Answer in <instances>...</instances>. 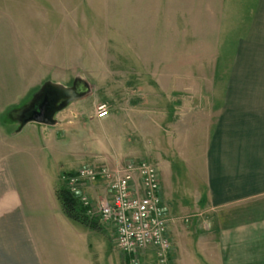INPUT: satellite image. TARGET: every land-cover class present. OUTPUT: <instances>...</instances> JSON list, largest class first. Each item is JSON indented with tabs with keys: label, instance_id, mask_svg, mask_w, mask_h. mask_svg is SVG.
<instances>
[{
	"label": "crops",
	"instance_id": "crops-1",
	"mask_svg": "<svg viewBox=\"0 0 264 264\" xmlns=\"http://www.w3.org/2000/svg\"><path fill=\"white\" fill-rule=\"evenodd\" d=\"M230 1L127 0L128 33L118 36L112 45L114 53H127L131 59L128 69L135 72L139 82L150 80L159 89V95H154L159 98L158 112L154 107L146 117L159 119L160 123L148 126V138L153 140L160 134L159 138L164 140L172 132L175 135V141L169 142L170 148L161 152L157 165L165 210L170 215L174 211L178 213L177 210L189 212L171 204L173 179L178 175L192 184L191 197L197 206H203L204 212L218 211L227 216L220 225L204 227L206 232L202 234H198L201 226L196 224L197 220L195 225L183 229L170 219L173 246L167 264H264V0H256L248 32L239 36L229 78L208 79L203 86L207 90L200 92L198 72L214 70L219 55L226 53L221 48L225 44L223 23L229 21L224 19L225 10ZM38 6V2L32 1L28 5L31 15L25 18L14 17L0 5V57L20 55L16 76L25 80L14 98L0 101V264H86L91 231L65 215L56 196V178L50 175L45 162L50 150L62 149L57 142L58 133L52 135L50 128L56 131L62 125V113H66L64 117L72 113L73 118H79L81 113L67 109L87 95L59 111L55 125L29 122L16 130L3 119L7 107L22 105L40 87L38 76L30 77L27 82L25 78L37 65L39 41L45 38L34 26H27L30 22L34 24V17L38 18ZM66 18L70 19V15ZM218 22L222 25L218 26ZM158 25L156 35L152 27ZM125 42L127 51L119 50ZM92 54H97L96 50ZM117 65L113 70H123L121 64ZM64 68L83 70L76 64ZM169 100L174 114H169ZM130 106L119 104L112 120L124 123V118L130 116ZM171 118L172 122L168 123ZM90 119L98 125L109 120L95 115ZM69 123V127L63 126L68 131L74 129L73 122ZM28 126L31 132L24 133ZM83 131L95 144L98 131ZM119 143L114 138L112 147L123 157L118 154L123 150ZM67 156L66 173L87 165L74 161L71 149ZM28 164L34 169V178L27 176ZM58 167L60 175L65 172ZM88 186H84L83 193L97 199L94 188L99 187ZM50 206H55L57 211L48 215ZM244 206L253 208L239 217L235 210ZM193 210L196 209L191 207ZM78 229L87 236L83 258L75 233Z\"/></svg>",
	"mask_w": 264,
	"mask_h": 264
},
{
	"label": "rangeland",
	"instance_id": "rangeland-1",
	"mask_svg": "<svg viewBox=\"0 0 264 264\" xmlns=\"http://www.w3.org/2000/svg\"><path fill=\"white\" fill-rule=\"evenodd\" d=\"M32 1L34 0H0V5L14 17L19 15L29 18L31 9L28 5ZM35 2L39 4L37 9L39 11L38 18L34 17V24L30 22L27 26H34L45 38L39 41V60L37 65L33 66V70H30L29 74L25 76L26 82L32 76L34 78L38 76L40 78V86L45 84V82L72 86L75 80L84 81L88 84L84 94L87 97L67 109L69 112L78 111L81 113L79 118H73L71 116L72 113H67V117H64L66 113H62V125L56 127V131H52L54 130L53 127L50 128L52 135L53 132L58 133L56 135L57 142L60 143L59 146L62 148L61 151L56 150L57 152L50 150L45 162L51 172L50 175L56 178L54 183L56 196L58 190L66 186L63 174L68 171L65 163L69 149H71V153L75 157L73 160L80 161L82 164L86 163L87 165L85 166L105 165L113 170H120L127 163H139L141 161H149L158 165L161 152H165V150L170 148L169 142L175 141L174 132L169 137L164 136V140L159 138L161 137L160 134L155 136L156 139L148 138L147 130L150 128L148 126L160 123L159 119L146 117V113L150 109H154V107L157 108L158 112L159 98H154V95H159V89L150 80L151 86H148V80L140 82L137 80L135 72L128 69L131 59L128 58L127 53L120 55L113 52V42H117L118 36H124L128 33V23L125 21L127 17L125 8L127 0H35ZM255 2L256 0L230 1L229 6L225 10L224 19L228 18L229 21L223 23L224 26L226 24L225 38H223L225 44L221 48L226 50V53L219 55V62L214 70L213 68L208 70L201 69L198 72L201 83L200 92L207 90V87L203 86L209 82L208 79L217 78L224 80L231 75L230 71L234 64L236 44L239 36H243L245 32H248L247 28L250 24V16ZM66 15L67 17L70 15V19L66 18ZM71 20L72 23L68 22ZM217 25L220 26L222 24L218 22ZM152 32L158 35L159 25L157 27L153 26ZM126 42L119 50L127 51ZM79 46L82 48H79ZM49 47H51L50 50ZM95 50L97 54H92ZM249 51L251 52L250 49ZM19 57L21 56L17 53L0 57L1 102H7V99L14 98L17 95L18 86L21 83H25L24 79L22 80L16 76V70H19L16 66ZM70 64L83 67V70L72 71L64 68V66L66 67ZM102 64L103 68L100 67ZM117 64H121L123 70H113L117 68ZM179 94L182 95L185 92H179ZM28 99L24 100L23 103ZM117 100H120V102L117 103ZM171 102L169 100V114H174ZM119 104L126 107L131 105L128 111L131 114L129 113L130 116L127 115L128 117L124 118V123L112 120V115ZM101 105L108 107L109 120L108 123L98 125L96 121H91L90 116L95 115L97 108ZM11 106L7 107L8 110ZM16 115L11 110L3 117L4 123L12 125L11 129L18 128L17 122L14 121ZM70 121L73 122L74 129L68 131V128L64 127H69L71 125ZM170 122H172V118L168 120V123ZM30 128L29 126L26 127L24 133L31 132ZM80 128L81 130H79ZM84 129H88L90 133L98 131V134L95 135L97 140L94 138L95 144H92V139L84 133ZM157 130H159V126H157ZM114 138L120 140L119 146L123 150H120L118 154L121 153L123 157L118 156L116 154L118 150L112 147ZM56 166H59L58 168H60L61 172H65L60 175ZM25 170L27 171V176L34 178L35 172L31 165L28 164ZM88 185V187L94 185L99 187L94 188V191L98 194L97 199H91L87 195L97 210L102 202L110 199V187L106 182L102 181ZM83 188L84 186L77 194L80 203V196L84 194ZM192 193V184L185 177L176 175L173 179V188L171 190V204L174 207L177 204V209L180 206L183 207L181 209L187 208L189 212L177 210L178 213L174 211L170 215L166 209L168 218L176 220L177 225H181L183 229L186 226L195 225L197 220L196 224L201 226L197 229L198 234L206 232L204 227L212 228L213 225H220L224 217L226 218L227 216L224 213L219 214L218 211L204 212L202 205H196V200L191 197ZM57 199L64 211L58 196ZM191 207L196 210L191 211ZM197 207L199 208L197 209ZM249 208L253 207L244 206L235 210V212L241 217L246 215V212H249ZM53 210L57 211L55 206H50L47 208V214H53ZM85 216L89 221L87 223L78 221V226L84 225L91 231L88 238L86 264H129V258H125V255L116 245L113 225L104 221L98 212H95L94 215H89L85 210ZM75 233L78 237L77 243L83 258L87 236L86 234L84 235L81 229H78ZM145 256H147V262H145ZM134 264L162 263L159 261L156 252L149 248L135 255Z\"/></svg>",
	"mask_w": 264,
	"mask_h": 264
},
{
	"label": "built area",
	"instance_id": "built-area-1",
	"mask_svg": "<svg viewBox=\"0 0 264 264\" xmlns=\"http://www.w3.org/2000/svg\"><path fill=\"white\" fill-rule=\"evenodd\" d=\"M95 116L107 118L108 107L99 106ZM63 180L75 195L83 186L106 182L111 196L97 210L86 194L80 196L88 214L98 212L104 221L113 225L116 245L127 255L129 264L135 263L138 252L149 248L155 250L162 264L168 263L173 245L169 236L170 219L160 193L157 165L141 161L127 163L120 170L105 165L83 166L75 173L64 175Z\"/></svg>",
	"mask_w": 264,
	"mask_h": 264
},
{
	"label": "water",
	"instance_id": "water-1",
	"mask_svg": "<svg viewBox=\"0 0 264 264\" xmlns=\"http://www.w3.org/2000/svg\"><path fill=\"white\" fill-rule=\"evenodd\" d=\"M76 82L81 84L80 90L75 88ZM87 87L88 84L86 82L79 80H75L72 86H62L52 82H45V84L40 86L25 103L8 110V112L13 110V112L17 114L15 117L16 119L14 120L18 125L16 130H21L29 122L55 125L57 123V119L55 118L56 114L66 108L72 101L84 96ZM46 88L51 90L50 95L54 97V108L49 113L46 110L47 102L44 104L43 108H38L37 106L39 99ZM32 107L36 109V111L32 115L26 116V112Z\"/></svg>",
	"mask_w": 264,
	"mask_h": 264
},
{
	"label": "trees",
	"instance_id": "trees-1",
	"mask_svg": "<svg viewBox=\"0 0 264 264\" xmlns=\"http://www.w3.org/2000/svg\"><path fill=\"white\" fill-rule=\"evenodd\" d=\"M66 216L76 222L87 223L89 220L85 216V208L81 205L78 195L71 193L66 186L57 192Z\"/></svg>",
	"mask_w": 264,
	"mask_h": 264
},
{
	"label": "flooded vegetation",
	"instance_id": "flooded-vegetation-1",
	"mask_svg": "<svg viewBox=\"0 0 264 264\" xmlns=\"http://www.w3.org/2000/svg\"><path fill=\"white\" fill-rule=\"evenodd\" d=\"M75 86H76L75 88H76L77 90H78V89L80 90V88H81V84H80V83H77V82H76ZM50 91H51V90H49L48 88H46V89L43 91V93H42V95H41V97H40V99H39V102H38V104H37L38 108H43L44 104L47 102L46 110H47L48 113L51 112V110L54 108V101H53L54 97L50 95ZM35 111H36V109H34V108L32 107L31 109H29V110L26 112L25 115H26V116H30V115H32Z\"/></svg>",
	"mask_w": 264,
	"mask_h": 264
}]
</instances>
